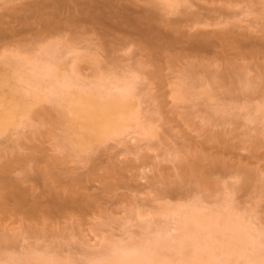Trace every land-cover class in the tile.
Wrapping results in <instances>:
<instances>
[{
    "label": "rangeland",
    "instance_id": "1",
    "mask_svg": "<svg viewBox=\"0 0 264 264\" xmlns=\"http://www.w3.org/2000/svg\"><path fill=\"white\" fill-rule=\"evenodd\" d=\"M30 1L35 0H0V24L13 21V12ZM69 1L59 10L45 7L40 13L55 14L65 24L66 17H78L77 2L85 4ZM85 1L91 6L109 3L118 18L80 22L71 30L67 24L48 37L36 12L21 13L28 26L11 46L0 49V84L17 75V64L21 71L30 68L27 59L39 48L59 43L62 62L67 69L77 66L82 83L94 86L106 77L133 83L139 121L128 132L83 149L75 140L84 129L72 125L73 116L58 97L40 103L27 98L29 117L0 133V264L25 255L43 257L48 264H96L115 246H144L158 237L165 241L162 255L180 264L183 233L166 232L174 224L171 210L184 206L230 213L251 224L253 234L264 233L262 0H182L194 9L180 2L175 12L165 0L150 5V0ZM148 8L152 14L156 10L154 19ZM147 13L156 32L143 34L150 22ZM198 14L201 21L195 22ZM158 15L171 23L161 21L163 25ZM124 16L131 27L122 25ZM192 21L196 29L190 28ZM174 24L185 31H174ZM205 31L211 32L210 48L186 42L185 34ZM156 34L174 44L159 48ZM219 34H229L231 42ZM257 48L262 53L252 58ZM193 65L202 67L195 68L194 76ZM223 71L220 77L230 72L241 79L232 74L221 81L216 76ZM15 87L14 79L0 87V112L20 101ZM54 201L66 207L52 214L41 211V205ZM206 238L201 235V244ZM260 239L264 242V236Z\"/></svg>",
    "mask_w": 264,
    "mask_h": 264
},
{
    "label": "bare ground",
    "instance_id": "2",
    "mask_svg": "<svg viewBox=\"0 0 264 264\" xmlns=\"http://www.w3.org/2000/svg\"><path fill=\"white\" fill-rule=\"evenodd\" d=\"M53 1L51 0L50 2ZM165 1L166 5L170 8H180L179 3L183 2L182 0ZM190 1L194 2V0ZM50 2L49 0H43L42 2L37 0L30 1L24 4L22 8L13 12V14H15L13 17V21L2 22L0 24V49L11 46L15 38L25 32L26 27L28 26V17L25 15L28 13L36 12L37 15H39L45 27V29L42 31V34L46 33V36L48 37L61 31L60 28L64 29L68 25H70L71 27L69 26V28L66 29L71 30L72 25H79L80 22L100 20L106 17L109 20H115L116 18H118V11L111 8V6L108 5L109 3L91 6L89 4H86V2L88 1L84 0L85 4H82L83 2H77L79 6V8L77 7L78 17L76 16L77 18L75 17L73 19L63 17L65 18L67 23L61 25V18L58 19L59 16L57 17V15L54 14L53 16L46 17L45 14H41L40 11L45 7H54L59 10L63 6H65L67 2L70 1L56 0L54 4ZM90 2L93 3V1L91 0ZM262 2V12L264 14V0H262ZM150 3L151 0L149 2V5ZM190 3L188 2L182 4H189V8L193 6L194 9V5ZM158 5L156 3L155 7H157ZM181 7H183V5ZM185 7L187 9L188 5ZM149 8L148 12H151V16L153 14H156L154 16L156 17V10L155 13L152 14V11H149ZM151 8L154 9V7ZM106 9H108V12L105 11ZM174 9L172 10L175 12L178 8ZM157 10L159 9L157 8ZM190 11H186L185 13H187L188 15L190 14ZM23 12L26 14L21 15V13ZM149 13H147L148 17H150ZM165 13L170 12L165 11L163 14L165 15ZM192 15L194 16V11L193 13L191 11V14L189 16ZM162 16L160 17L158 15L159 19H157L160 20L161 18H163ZM197 16H195V18H197L199 21L195 18L194 20L195 22H200V15L198 14ZM147 18L145 19L147 20ZM150 18L148 20L150 22L147 25L146 31L142 32L143 34L152 31L156 32V26L153 24L155 21L153 23L151 22L154 18L153 16V19L151 18L150 20ZM57 19L58 22L60 21L59 23L57 22ZM161 21L163 20L161 19L160 22ZM165 21L166 20H164L163 22ZM12 22L15 24V26H11ZM167 22L171 23L168 20L166 21V23ZM219 22L221 21H218L217 23ZM199 24L203 25V23ZM205 24H207L208 27V23L206 22ZM205 24L203 26H206ZM213 24L217 26L219 25L215 23ZM213 24L209 23V26L212 25L213 27H215ZM220 24H222V22ZM58 25L61 26L59 27ZM122 25L131 27L132 23L130 22L129 17H123ZM193 25L194 24L192 21V26L190 25V28L192 27L193 29L198 24L194 27ZM200 25L198 27H200ZM178 26L179 25L174 24L173 27L175 29L173 28V30L179 32V28H181V26L177 28ZM190 28L188 27V29ZM181 30L185 31L184 28H181ZM210 34L211 32L209 34H207V32H201L197 35L185 34L184 37L186 39V42H188L190 45H193V47L205 50L212 46L208 38ZM222 35L224 34L220 35L221 38ZM226 36L227 40L224 38ZM220 37L218 36V38ZM224 37L223 38L228 41L229 34H225ZM154 38L157 41L156 43L159 48L166 47V49H168V47L174 44L172 40L169 42L164 41L161 35L159 36L158 34H156ZM229 40L231 42V36ZM234 42L235 41L233 40V43ZM61 45L59 43H49V45L47 44L45 45V47L39 48L40 52H38L35 56L33 55L31 58L27 59V62L31 63L30 68L21 71L22 66L20 64H17L15 67L16 71H18L17 75L7 76L4 78V81L0 84V87L6 82H10V79H14L16 86L15 88H17V91L19 88L21 99L18 103H15L13 107L0 112V133L5 132L10 127L18 126L22 122L23 118L29 117L32 104L28 102V97L33 98V103H40L42 101H45L46 99H49L50 97H58V104H64L67 112L73 116V120L71 121L72 125H77L80 128L84 129V132H77V138L75 140V143L81 146L83 149H88L91 146L107 142L113 137L122 135L133 128L135 122L137 123L139 121V112L137 111L134 102V97L136 96L134 94L135 88L133 86V83L126 82L125 79H118V77H114L113 79L109 77L101 78L103 79L101 81L104 82H97L94 86H89L82 83L78 77L79 70L77 66L73 65V67L67 69L65 67V63L62 62L65 53L62 51L61 48L64 47H61ZM260 49L257 48L251 51L252 58H258V56L262 53V49ZM202 65H204V67H208V65ZM192 67L194 73L190 72V74L192 73L191 75H195L197 73V71L195 70L197 65H193ZM200 68L202 69V67ZM205 71L209 74L207 70ZM227 72L228 71H225V73ZM223 73L224 71L222 73H217L216 77L219 78V75ZM232 74L229 72V74H226V76L221 75V77L224 78L223 81H227V76H230ZM234 76L235 78L238 77L236 76V74ZM222 78L220 79L221 81ZM235 78L229 77V81H231L230 79H232L231 82L234 83L233 80H235ZM237 79L239 80L241 78L238 77ZM238 80H235V83H237ZM107 81H109V85L106 84ZM247 85H250V82H248ZM187 89L189 88H185L183 91H181L180 96L182 98H185L187 96ZM65 93L67 94V99L64 98ZM15 97V94H13V100L16 99ZM2 98L3 95L0 90V102L2 101ZM63 117H65V114H62V118ZM142 129H144L143 126ZM19 202L21 203L22 201L19 200ZM65 207V203L63 204L56 201H54V203L40 206V208H42L41 211H44L47 214L59 212ZM170 215L174 219V224H172L173 227H169L166 234L169 235L171 234V232L183 233V235L179 238L178 244L180 246V249L177 251V257L179 256L178 261L180 262V264H235V260H243L244 262H246V264H264V242L260 239V237L264 236V233L258 232L257 235L253 234V231L256 230L251 227V224L244 223L241 218H236L230 213L207 211L199 208L196 205L172 209ZM203 234L206 235L207 238L205 239V243L201 244L200 237ZM164 248L165 241L163 237H158L153 242L145 244L144 246H115L109 250V253L105 256V258H103L96 264H172L171 260L162 255V251ZM9 261L10 259L8 260V262ZM48 261L49 260H46L43 257L35 258L32 255H25L23 257L12 259L11 263L9 262L6 264H48Z\"/></svg>",
    "mask_w": 264,
    "mask_h": 264
}]
</instances>
